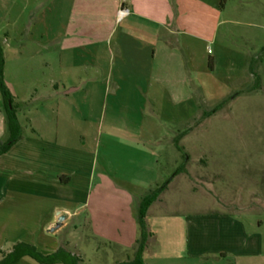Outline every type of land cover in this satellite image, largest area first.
Instances as JSON below:
<instances>
[{"label": "crops", "instance_id": "0c3cea01", "mask_svg": "<svg viewBox=\"0 0 264 264\" xmlns=\"http://www.w3.org/2000/svg\"><path fill=\"white\" fill-rule=\"evenodd\" d=\"M3 2L5 81L24 135L0 156V251L25 243L44 255L62 249L79 257L73 242L59 237L76 230L109 243L118 256L126 254L128 261L119 264L129 262L139 237V205L160 182L161 155L153 147L164 136L161 115L168 108L180 109V118L171 123L173 142L182 132L178 125L200 99L189 65L198 78L218 60L214 51H207L209 61L198 69V48L216 43L227 10H242L252 22L264 24V0H39L30 22L29 0ZM123 6L131 15L118 22ZM258 40V51L264 52V38ZM252 52L227 53L234 68L236 62L245 65L244 71L238 65L232 77L246 72L251 82L261 77L250 64ZM235 79L228 97L215 99L217 112L225 105L228 110V179L241 157L243 172L254 176L249 175L254 178L249 188L262 192H250L242 208L240 204L227 214H195L184 220L161 215L157 220L166 221L164 242L157 243L161 232L148 225L152 237L143 264H264V125L250 145L253 122L237 117L238 105L245 108L251 96L262 95L264 82L232 89ZM24 80L22 97L18 90ZM33 102L37 104L26 107ZM96 107L102 110L97 131L77 115ZM214 131L220 140L218 124ZM7 138L0 94V140ZM241 139L242 154L237 151ZM252 195L258 197V208H249ZM60 213L67 218L52 233ZM169 247L178 255L162 258ZM16 264L40 263L26 256Z\"/></svg>", "mask_w": 264, "mask_h": 264}, {"label": "rangeland", "instance_id": "374dc122", "mask_svg": "<svg viewBox=\"0 0 264 264\" xmlns=\"http://www.w3.org/2000/svg\"><path fill=\"white\" fill-rule=\"evenodd\" d=\"M47 1L48 0H45V2ZM38 3L39 0H29V22L30 14L34 12L33 10H35ZM3 7L4 2L0 0L1 43L6 39L7 30L5 20L2 18ZM228 12V10L224 12L223 23L219 29L216 43L210 45L208 48L203 46V49H201V47H199L198 51L195 53V57L197 58L196 65L199 69L203 62L206 64V62L208 63L209 61V58L206 57L208 56L206 52L210 51L209 55H212L214 51L215 55H218V60L214 69L211 70L206 66L205 69L201 70L202 75L196 78V75H191L193 70L192 66L189 65V77L192 76V80L198 85V88L194 85H192V88L197 92L195 95L200 99L195 107H191L188 110V119L182 121L181 126L178 125V129L182 132L191 129L187 137L182 140V145L186 151L185 154L180 153L174 147V142H171L169 137V134H171L170 128L172 121L180 118V109L168 108V110H165V114L161 115L165 128L163 131L164 136L162 142L153 147L157 153L161 155L160 182L153 190L169 182L183 165L185 172L175 175L167 189L154 203L149 212V216H147V224L150 225L152 229L161 232V236L157 242L159 244H161L162 241L164 242V232L167 229L165 220H157L161 215L169 214L170 218L168 219L180 217L184 220L185 217L195 214L204 216L215 213L227 214L232 211H238L239 205L244 203L246 196L249 195L250 192L254 195L255 193L258 194L262 192V190L259 189L249 188L254 185V178L252 180L249 178V175L253 176V174L243 172V161L241 157L237 159V162L234 164L233 171L230 174L231 181H229L227 157L228 110L225 105V107L221 106L219 112H217V101H215V99L218 96L220 98L223 96L228 97L229 85L235 79L232 77V74L235 69L237 71L239 70L238 65L241 64L242 71H244L245 65H243V63L236 62L237 65L235 66L236 68H234L233 62L228 60L227 53L231 50L232 52L244 53L247 49L251 48L253 55L250 64L254 72L257 73L260 71L261 75L255 82H251L252 79L247 75V72L243 77L237 76L235 82L231 85L232 89L245 84H249V87L257 88L261 84L260 79L264 82V52L262 50L258 51L261 43L258 39L261 37L264 38V24L258 20L252 22L253 18L247 16L242 10H237L230 14H228ZM247 38H250L249 42L246 41ZM9 64L8 62V65ZM12 66L13 65H11V67ZM26 85L27 82L25 80L19 83L18 91L19 95L22 97L25 96ZM94 100L96 101L97 98ZM36 104L35 102L31 104L27 103L26 107H33ZM110 110L111 109H107V118L110 114ZM183 111L182 119L184 118ZM214 112H217L215 118H213ZM101 113L102 110L96 107L92 110H79L77 115L79 118L85 117L87 123H91L90 125L97 131L98 124L100 123L97 122V119L101 116ZM146 114L149 117L153 116L152 110H147ZM244 115L250 117L253 122L250 132L248 133V135H250L251 140L249 143L251 145L252 140L255 138L258 139L261 135V123L264 125V92L262 95L251 96V100L246 103L245 108L243 104L238 105L237 117H243ZM217 124L220 129V140H218L219 137L217 133V137H215V134L213 135V133H215L213 129ZM243 146L241 139L240 150L237 149L241 154L244 150ZM254 195L248 198L252 200L251 206L249 207L252 209L258 208L256 204V199H258V197ZM240 206L242 208V204ZM59 237H68L69 240L73 242L77 250L76 254L82 259L80 264H119L120 261H128L126 254L118 256L116 249L109 243L89 238L87 234H80L76 230H72V232L65 231L61 233ZM172 245L174 246V243ZM170 247L167 248L169 250L161 252L160 256L162 258H174L178 255L173 252L174 250L172 249L174 248Z\"/></svg>", "mask_w": 264, "mask_h": 264}, {"label": "trees", "instance_id": "16d2710c", "mask_svg": "<svg viewBox=\"0 0 264 264\" xmlns=\"http://www.w3.org/2000/svg\"><path fill=\"white\" fill-rule=\"evenodd\" d=\"M5 64V52L3 44L0 42V94L3 101V109L8 129V138L6 140H0V156L8 153L12 147L23 139L24 135L23 127L18 118V105L15 103L14 95L5 81ZM190 132L191 129L179 132L173 140L176 149L182 154L186 153L185 148L182 145V140ZM182 172H185L184 165L176 172L175 175ZM173 178H171L170 181L163 186L151 190L142 199L138 212L139 237L132 251V259L129 262L122 264H143L144 253L148 247L149 240L152 237V233L149 231L147 224L149 209L167 189ZM0 255V264H16L26 256L33 258L40 264H80L81 262L79 257L72 255L65 250L61 249L54 254L44 255L38 252L34 247L25 243L16 244L12 251L8 253L0 251Z\"/></svg>", "mask_w": 264, "mask_h": 264}, {"label": "built area", "instance_id": "2783aa9c", "mask_svg": "<svg viewBox=\"0 0 264 264\" xmlns=\"http://www.w3.org/2000/svg\"><path fill=\"white\" fill-rule=\"evenodd\" d=\"M131 15V10L128 7H121L117 13V20L121 22Z\"/></svg>", "mask_w": 264, "mask_h": 264}, {"label": "water", "instance_id": "95a60500", "mask_svg": "<svg viewBox=\"0 0 264 264\" xmlns=\"http://www.w3.org/2000/svg\"><path fill=\"white\" fill-rule=\"evenodd\" d=\"M66 218L67 217L65 215H63V214L60 213L58 222L56 223V225L53 228H51L50 231L52 233L55 232V231H57L63 225V222L66 220Z\"/></svg>", "mask_w": 264, "mask_h": 264}]
</instances>
